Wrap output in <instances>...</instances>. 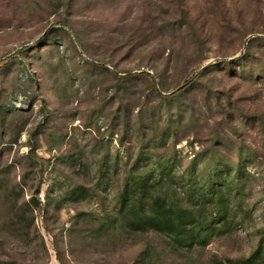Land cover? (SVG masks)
Instances as JSON below:
<instances>
[{
    "label": "rangeland",
    "instance_id": "obj_1",
    "mask_svg": "<svg viewBox=\"0 0 264 264\" xmlns=\"http://www.w3.org/2000/svg\"><path fill=\"white\" fill-rule=\"evenodd\" d=\"M258 37L264 0H0V158L28 203L20 211L2 200L0 264L247 259L264 236V125L252 120L264 118ZM168 166L180 187L209 188L213 176L215 187H235L248 216L232 236L176 251L163 235L125 229L127 180ZM31 219L19 241L11 225Z\"/></svg>",
    "mask_w": 264,
    "mask_h": 264
},
{
    "label": "trees",
    "instance_id": "obj_2",
    "mask_svg": "<svg viewBox=\"0 0 264 264\" xmlns=\"http://www.w3.org/2000/svg\"><path fill=\"white\" fill-rule=\"evenodd\" d=\"M258 41H264V38L258 37L254 39L253 43ZM249 57H252V55ZM257 73L258 71H256ZM259 73L260 76H264L262 71H259ZM137 77L143 78L150 84L152 83L151 90L157 98L171 99V97H165L156 90L152 76L141 73ZM197 80L195 78L193 81H189L186 84L188 86L179 94L185 93L184 91L190 87H195L198 84ZM210 93L212 91L207 93L205 98L207 101L206 112H213V108H210L209 105L210 99L208 96ZM179 94L173 95V97H177ZM215 94L217 95L216 92ZM216 100L218 103L216 105L217 108L223 111L219 95ZM189 112L194 113L195 111L192 107H189ZM5 113L9 114L10 112L6 111ZM239 114L230 115V119L234 120L240 116ZM192 117H194L193 114ZM248 119L251 120V118L245 120ZM252 120L255 123L264 125L263 117H252ZM25 126L26 124L18 127L16 136L25 130ZM173 134L175 136L171 146L173 153H167L168 159L175 158V147L179 141L176 138L177 131H173ZM17 142L18 139L12 138L5 144L10 147V145ZM7 150L9 148H6ZM214 156L216 157V155ZM13 167L14 165L4 163L0 158V205L2 200L7 199V203L4 206L9 205L13 210L24 211L28 207V203L24 202L27 187L24 183L10 182V173ZM218 179L220 178H214L213 176L210 179L212 185L209 188L180 187V177L176 175L175 167L173 166L161 169L160 174L152 179H148L144 175H140L138 178H131L126 182L127 190L121 201L122 206L119 211V218L125 229L133 233L147 234L153 232L163 235L168 239L169 245L176 251H192L196 248L204 249L215 238L232 236L235 232L237 220H241L243 216H248V211L245 210L242 204L238 202L234 204V201H236L233 196L235 187L229 185L225 189L223 185H219L223 183H219L215 187L214 184ZM136 184L138 186L133 188ZM84 190L85 187L79 186L73 195L77 196ZM33 221L31 219L29 225H25L24 221H14L11 225V233L14 234L13 236L16 239L23 241L24 236H28L27 230H30L34 224ZM228 262L229 264H264V236L256 250L247 259L238 262L229 260Z\"/></svg>",
    "mask_w": 264,
    "mask_h": 264
},
{
    "label": "water",
    "instance_id": "obj_3",
    "mask_svg": "<svg viewBox=\"0 0 264 264\" xmlns=\"http://www.w3.org/2000/svg\"><path fill=\"white\" fill-rule=\"evenodd\" d=\"M185 87V85L184 86H182V87H180L179 89H177L176 91H174L173 93H177V92H179L180 90H182L183 88Z\"/></svg>",
    "mask_w": 264,
    "mask_h": 264
}]
</instances>
